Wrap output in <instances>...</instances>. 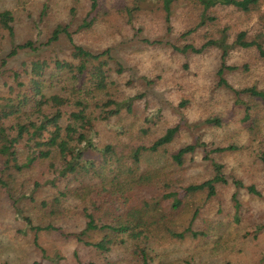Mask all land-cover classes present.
Instances as JSON below:
<instances>
[{
    "label": "rangeland",
    "instance_id": "1",
    "mask_svg": "<svg viewBox=\"0 0 264 264\" xmlns=\"http://www.w3.org/2000/svg\"><path fill=\"white\" fill-rule=\"evenodd\" d=\"M96 1L91 12L90 0H0V11H11L14 17V36L0 35V65L7 61L5 68L0 67V77H9L12 68L20 69L22 62L37 57L74 61L65 34L46 45L55 28H67L73 44L94 54L109 52V58H101L108 62L113 83L109 97L117 102L129 99L134 105L132 113L123 110L120 116L95 122L100 146L132 142L149 147L167 128L177 126L173 143L143 154L142 166L167 175L181 198L180 189L217 175L212 162L221 166L224 182L215 184L216 194L210 199L207 191L189 196V207L181 208L171 225L177 233L190 228L197 237L113 239L107 254L83 243L102 240L98 231L87 232L82 242L71 236L83 229L72 208L63 212H69L68 218L42 219L38 191L34 202H18L16 207L25 208L34 225L52 224L63 235L35 234L0 192V264H124L135 246L145 249L149 264H264V106L258 98L236 94L248 88L264 92V59L254 47L233 46L236 35L246 32L264 47V4L250 13L221 5L204 12L197 0H175L166 21L162 0H138V5L135 0ZM89 13L88 20L94 18L95 23L79 29ZM222 36L226 54L209 43ZM26 41L45 45L37 53L21 51L8 57L12 43ZM70 88L72 84L61 93L70 95ZM247 107L251 120L244 121ZM112 109L104 107L103 117ZM196 141L206 146L188 154L182 166L173 163L172 154ZM231 144L238 149L214 152ZM35 177L21 176L18 185H28L22 192H30ZM48 189L40 190L45 196ZM194 207L199 212L192 219Z\"/></svg>",
    "mask_w": 264,
    "mask_h": 264
},
{
    "label": "trees",
    "instance_id": "2",
    "mask_svg": "<svg viewBox=\"0 0 264 264\" xmlns=\"http://www.w3.org/2000/svg\"><path fill=\"white\" fill-rule=\"evenodd\" d=\"M197 1L204 12L221 5L250 13L264 4V0ZM135 2L138 5V0ZM174 2L162 0L166 21L170 18ZM96 8L97 1L90 0L91 12ZM89 16L90 13L79 29H90L95 23L94 18L88 20ZM13 22L11 11H0V35L6 32L12 38ZM61 34H65L72 43L71 57L74 61L37 57L22 62L18 67L20 69L12 68L9 77H0V192L21 215L20 220L35 234L41 231L61 233L62 229L52 224L34 225L26 209L16 207L18 202H34L33 195L38 191L42 196L39 206L42 219L68 218L69 212H63L72 208L83 229L78 234L71 233V236L82 242L87 232L98 231L102 240L96 244L83 243L102 254L110 251L113 239H184L187 234L197 237L199 234L190 228L177 233L171 225L176 223L180 209L189 207L192 202L189 196L207 191V199H210L216 194L215 184L224 182L221 166L212 162L217 175L199 185L180 189L185 196L181 198L176 183H170L167 175L153 172L147 166L145 169L141 158L145 153H156L170 146L178 133L177 126L167 128L149 147L143 143L133 145L132 142L100 146L95 139L98 136L95 122L120 116L123 110L127 114L132 113L134 105L129 99L117 102L109 97L113 83L109 81L108 62L101 60L102 56L109 58L108 51L94 54L73 44L72 34L62 27L51 32L46 45L57 42ZM209 43L226 54L228 45L225 36ZM43 45L33 41L17 45L12 43L8 57H14L21 51L37 53ZM233 46L243 49L254 47L264 59L262 42L258 38L250 40L246 32L236 35ZM185 49L191 47L186 46ZM6 64L4 59L0 67L5 68ZM218 74L222 75V69ZM221 82L226 84L224 80ZM71 84L72 93L63 95L61 92ZM241 93L260 99L264 106V92L255 88L236 92L237 95ZM107 106L113 109L110 115L103 117L104 107ZM246 120H251L248 107L244 115ZM213 122L219 124L218 120ZM205 146L196 141L181 147L170 156L171 160L182 166L188 154ZM237 149L231 144L214 149V152ZM205 158L209 159L208 155ZM261 160L264 162V155ZM32 173L36 176L32 189L28 193L22 192L27 190L28 185L21 187L18 181L22 175ZM46 187L49 189L44 196L40 189ZM194 208L192 219L199 212L197 207ZM22 214L26 215L22 217ZM124 240L121 243H125ZM127 257L124 264H149L151 260L145 249L139 246L133 247ZM53 264L59 263L53 261Z\"/></svg>",
    "mask_w": 264,
    "mask_h": 264
}]
</instances>
